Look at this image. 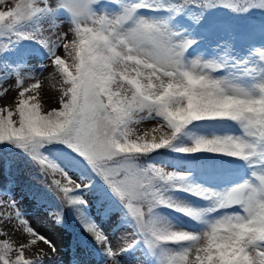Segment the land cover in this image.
Instances as JSON below:
<instances>
[{
    "label": "snow or ice",
    "instance_id": "6c2138e0",
    "mask_svg": "<svg viewBox=\"0 0 264 264\" xmlns=\"http://www.w3.org/2000/svg\"><path fill=\"white\" fill-rule=\"evenodd\" d=\"M6 2L0 0V6ZM109 2L121 11L110 14L103 5L96 11L93 6L101 0H57L70 12L72 27L56 34L38 26L18 31L49 11L50 0H15L0 7V36L15 33L39 39L49 47L55 66L45 80L32 84L18 77L12 86L15 94L0 107V143L12 142L37 160L50 179L49 187L64 205L73 206L85 229L105 246L111 264H119L120 250L109 244L86 212L88 201L78 193L90 184L78 182L42 151L48 144L62 145L58 150L70 164L90 168L103 179L132 218L137 239L158 254L159 264H264V67H249L246 79L218 76L224 65L188 57L194 41L178 38L169 20L140 12L179 13L190 5L215 4L243 10L239 4L248 0ZM257 51L264 60V50ZM49 85L56 93L51 97L54 106L45 99L47 92L42 95ZM6 92L3 89L0 96ZM202 121H231L240 132L199 133L192 126ZM146 122L154 123L141 127ZM161 149L227 155L248 162L252 171L241 182L216 191L191 182L190 173L146 162ZM174 191L212 203L194 207L176 199ZM161 207L204 227L200 232L179 228L158 212ZM13 215L27 234V243L0 231L5 237L0 239V264H40L46 251L40 249L39 255L28 259L26 249L42 243L55 251V245L22 219L15 201L0 199V218ZM61 218L57 212V221Z\"/></svg>",
    "mask_w": 264,
    "mask_h": 264
},
{
    "label": "rangeland",
    "instance_id": "374dc122",
    "mask_svg": "<svg viewBox=\"0 0 264 264\" xmlns=\"http://www.w3.org/2000/svg\"><path fill=\"white\" fill-rule=\"evenodd\" d=\"M256 1L254 0L255 3ZM14 2L15 0H7L0 7H7L9 3ZM101 5L104 6L103 10L110 14L121 11L119 5L110 3L109 0H101L100 4L93 7L96 11H101ZM216 6L222 10L225 8L237 10L227 4H216ZM197 8L202 9V6H197ZM254 8L264 13V4H260L259 7L255 4ZM140 12L151 18L169 20L171 28L179 33L178 38L186 37L194 41L187 50L188 57L211 59L224 65L216 72L218 76L230 75L246 79L245 73L249 67H264V60L257 51L264 50V34L255 31L249 36L238 38L225 32L220 26H215L209 31L205 26V19L210 16L220 17L213 12H209L204 19L200 20L192 14L189 15L187 8L179 13L166 9H141ZM38 18L42 19H39L40 21L32 30L38 26L49 33L56 34L57 32H68L72 27L70 12L58 6L57 0H50L49 11L40 14ZM37 41L41 44V50H37L35 54H29L24 64L11 70L9 67L2 68L4 77L0 80V92L3 89H7V92L4 96H0V107L4 106L5 101L15 94L12 86L16 84L18 77L26 78V83L32 84L36 82L35 80H45L54 71L55 66L51 62L49 47L39 39ZM7 49V45L0 41V52H5ZM45 92L48 94L45 99L48 100L49 106H54L55 101L51 97L56 95L55 89L49 85L44 88L42 95ZM153 123L146 122L141 127H151ZM192 127L195 131L208 135L240 132L239 126L231 121H202L200 125L195 124ZM183 142L189 143L190 141L183 140ZM190 154L209 155V158L206 160L199 158V162L187 158L188 160L173 163L162 156L158 164L165 165L169 170L176 172L190 173L188 179L191 182L216 191H223L241 182L252 171L249 163L242 159L209 152ZM62 155L54 157L53 160L57 161L78 182L89 185L84 171L70 164ZM25 156L23 148L17 145L0 144V186L2 187L0 199L15 201L23 216L22 219H27L31 227L47 236L55 245V251L47 249L42 243L29 246L25 252L26 258L32 259L39 255L40 249H44L46 253L40 258V264H111L112 257L107 253L105 246L97 242L94 236L85 229L76 211L73 212L70 205H64L56 192L49 187L50 179L41 170L37 160L32 157L33 159L29 162ZM15 169L20 172L14 173ZM11 175H16V177H11ZM90 187L81 188L78 192L88 201L87 214L103 230L109 244L114 249L120 250L116 256L119 264H159L158 254L149 249L143 240L137 239L139 234L136 232L133 221H127L125 206L119 202L114 208L104 206L106 202H102L103 198ZM172 195L198 208H206L212 203L185 191H174ZM122 207L126 210L125 213ZM57 212L62 214L59 222L56 219ZM159 213L179 228L200 232L204 227L189 216L167 207H162ZM11 219L0 218V231H7L9 237L17 240L18 243H27V234L23 231L19 221L14 215ZM3 238L5 237L0 236V239ZM134 240L136 242L132 243ZM129 244L131 247H128ZM153 257L157 258V262L152 260Z\"/></svg>",
    "mask_w": 264,
    "mask_h": 264
},
{
    "label": "trees",
    "instance_id": "16d2710c",
    "mask_svg": "<svg viewBox=\"0 0 264 264\" xmlns=\"http://www.w3.org/2000/svg\"><path fill=\"white\" fill-rule=\"evenodd\" d=\"M256 4V7L260 6L259 0L254 2V0H248V3H240L239 8L243 10H235V9H220L216 6V4L212 7L208 8H197V6L190 5L187 8V13L189 15H193L197 20L204 19L206 17V14L209 12H213L215 15L218 16H210L205 19V25H212L214 26H220L223 28L225 32L229 31L232 33H245L247 30L255 29V30H264V13L260 11V9L254 8ZM37 18V21L29 22L27 25H24L22 28L18 29V31H31L33 27L40 21ZM223 31V32H224ZM1 43L6 44L8 49L5 52H0V80L4 77V74L2 73V68L9 67V69H13L18 65L24 64L26 62L27 56L29 54H35L37 50H41V44H39V41L34 38H24L17 36L15 33H13L10 36H1L0 38ZM16 62L20 63L17 64ZM195 124H199V122H196ZM187 140V139H184ZM183 142V141H182ZM0 144H12L9 142H3ZM58 148H62L61 146L54 147L52 144H48L45 146V148L42 150L44 152H47L49 157L53 159L54 157H59L62 153L58 150ZM26 154V159L30 162L33 158V156L23 149ZM64 156V155H62ZM165 157L167 160L172 161L173 163H177L180 160H192L195 162H199V158H204L205 160L209 158V155H199L196 154H186V153H179L175 152L169 149H161L158 152H154L150 154L146 158V162L151 163H159V160L161 157ZM65 157V156H64ZM188 158V159H187ZM6 166L9 168V166L6 164ZM7 168V171H8ZM85 175L88 177L89 184L91 185L90 189L97 193L98 196L102 197V202L105 203L104 206H108L110 208H114L117 206V203H121L114 195L111 194L108 186L105 184L103 179L95 174L90 168H81ZM20 171L18 169H15L14 173H19ZM11 177H16V175H11ZM0 189L2 187L0 186ZM29 191L35 192L32 189H29ZM81 194L80 192H78ZM99 197V198H100ZM120 205V204H119ZM123 205V204H122ZM88 208V206H87ZM70 209L74 212L76 211L73 206L70 205ZM161 209V208H160ZM160 209H158V212H160ZM122 211L125 213V209L122 207ZM86 212H88L86 210ZM123 218L125 216L122 213ZM127 221H133L130 216L126 215ZM74 225V224H72ZM146 245V244H145ZM144 245V246H145Z\"/></svg>",
    "mask_w": 264,
    "mask_h": 264
}]
</instances>
